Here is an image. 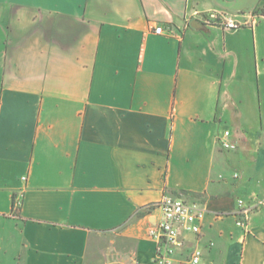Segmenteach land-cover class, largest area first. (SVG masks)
<instances>
[{
	"label": "crops",
	"instance_id": "crops-1",
	"mask_svg": "<svg viewBox=\"0 0 264 264\" xmlns=\"http://www.w3.org/2000/svg\"><path fill=\"white\" fill-rule=\"evenodd\" d=\"M210 11L264 0H0V264H156L168 195L173 264H264V16Z\"/></svg>",
	"mask_w": 264,
	"mask_h": 264
},
{
	"label": "built area",
	"instance_id": "built-area-1",
	"mask_svg": "<svg viewBox=\"0 0 264 264\" xmlns=\"http://www.w3.org/2000/svg\"><path fill=\"white\" fill-rule=\"evenodd\" d=\"M259 15L264 16V13L251 12L244 20H238L221 12L210 11L205 13L204 20L207 23H217L227 29H239L253 23ZM155 31L163 34L166 29L163 26H157ZM167 32L171 33L172 29L168 28ZM229 134L230 132L226 131L224 136L220 138V143L225 150L237 148L236 143L229 140ZM235 176L237 177L238 174ZM238 202L240 211L238 212L237 224L246 227L249 215L255 207L247 206L244 199H239ZM16 206H20V202H17ZM156 209L160 210L161 218L149 225L147 230L148 236L159 244L156 264H173L174 248L183 244L180 236L181 229L195 234L201 233L206 209L197 203L187 202L169 195L146 206L147 211ZM201 258L202 251L195 249L187 260V264H200Z\"/></svg>",
	"mask_w": 264,
	"mask_h": 264
},
{
	"label": "trees",
	"instance_id": "trees-1",
	"mask_svg": "<svg viewBox=\"0 0 264 264\" xmlns=\"http://www.w3.org/2000/svg\"><path fill=\"white\" fill-rule=\"evenodd\" d=\"M143 214H145V212H140V213H139L140 216L143 215Z\"/></svg>",
	"mask_w": 264,
	"mask_h": 264
}]
</instances>
